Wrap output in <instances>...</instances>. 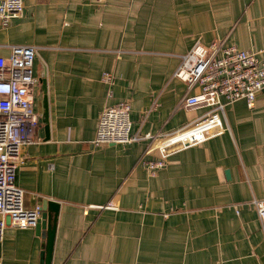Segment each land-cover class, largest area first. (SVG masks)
<instances>
[{"label":"crops","instance_id":"crops-1","mask_svg":"<svg viewBox=\"0 0 264 264\" xmlns=\"http://www.w3.org/2000/svg\"><path fill=\"white\" fill-rule=\"evenodd\" d=\"M23 1L22 16L0 27V56L37 48L39 124L15 181L26 208L59 204L51 264H264L253 204L264 200V91L253 109L246 100L227 105L223 133L173 152L156 175L143 164L161 156L148 152L158 135L209 110L184 108L198 89L174 76L182 57L196 43L262 49L264 0ZM124 102L137 139L94 144L101 111ZM43 242L36 226L9 223L2 264H41Z\"/></svg>","mask_w":264,"mask_h":264},{"label":"built area","instance_id":"built-area-1","mask_svg":"<svg viewBox=\"0 0 264 264\" xmlns=\"http://www.w3.org/2000/svg\"><path fill=\"white\" fill-rule=\"evenodd\" d=\"M24 9L23 0H0V27H7L12 19L22 16ZM36 56L37 48L33 45L12 46L8 57L0 56V241L9 223L21 229L31 228L36 226L42 212L41 205L25 207L24 191L15 181L16 170L23 161V149L34 142L39 124L34 106L39 85L34 74ZM174 76L186 82L189 89H198L183 98L184 108L209 110L194 125L154 139L148 152L159 149L161 156L143 161L152 175L166 166L173 152L223 133L226 128L222 115L227 105L246 100L249 109L255 107L259 94L264 91V47L244 50L224 41L208 46L196 43L182 57ZM112 78L110 73L104 76L109 83ZM130 112L129 102L105 107L99 116L94 144H130L136 140L131 135ZM193 128L196 133L185 139L181 137ZM253 204L264 223V200L255 199Z\"/></svg>","mask_w":264,"mask_h":264},{"label":"water","instance_id":"water-1","mask_svg":"<svg viewBox=\"0 0 264 264\" xmlns=\"http://www.w3.org/2000/svg\"><path fill=\"white\" fill-rule=\"evenodd\" d=\"M41 92L43 94L41 107H42V121L46 124V130H49L48 122H49V101H48V85L46 78V70L45 68L41 74ZM41 217L38 219L36 224L37 231H41V236L44 240L42 243L43 253H42V262L41 264H51L52 262V250H53V240L56 232V222L58 218V210L59 204L53 201H49L47 199H43L41 201ZM51 209L55 212V215L51 214L48 211Z\"/></svg>","mask_w":264,"mask_h":264}]
</instances>
